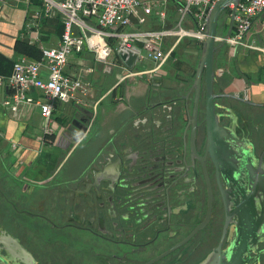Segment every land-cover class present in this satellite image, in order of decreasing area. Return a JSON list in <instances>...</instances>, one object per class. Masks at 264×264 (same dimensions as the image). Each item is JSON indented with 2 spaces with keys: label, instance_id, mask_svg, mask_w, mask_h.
Segmentation results:
<instances>
[{
  "label": "flooded vegetation",
  "instance_id": "flooded-vegetation-1",
  "mask_svg": "<svg viewBox=\"0 0 264 264\" xmlns=\"http://www.w3.org/2000/svg\"><path fill=\"white\" fill-rule=\"evenodd\" d=\"M263 39L256 35L258 44ZM218 45L215 122L207 117L205 73L195 114L198 63L181 62L167 68L172 83L147 92L143 108L111 129L67 180L27 188L0 160V264H209L245 237L251 245L242 264H264V64ZM115 68L109 72L120 78ZM83 107L79 116L90 121ZM94 125L83 134L89 146ZM60 129L43 131L42 142L54 143ZM64 132L68 145L79 135Z\"/></svg>",
  "mask_w": 264,
  "mask_h": 264
},
{
  "label": "built area",
  "instance_id": "built-area-1",
  "mask_svg": "<svg viewBox=\"0 0 264 264\" xmlns=\"http://www.w3.org/2000/svg\"><path fill=\"white\" fill-rule=\"evenodd\" d=\"M170 1L175 3L177 23L161 29H134L133 21L147 22L152 6L142 0H43V7L37 9L27 27L39 37V20L43 16L59 13L64 30L58 45L43 46L41 59L20 56L15 60L13 72L0 75V89L7 90L3 104L9 111L17 113L24 105L39 106L43 117V130L50 131L56 100L72 101L76 105H89L92 113L90 128L98 115V102H90L92 81L83 76H72L65 72L69 58L74 53L88 49L94 53L98 63L114 64L113 58L120 53L136 55V65L128 67L126 76H145L153 79L172 57L177 44L185 36L206 37L207 18L216 0H162L160 20L167 17ZM228 36H219L218 41L241 49H264L256 36L250 34L255 21L264 13V0H240L231 5ZM191 23L186 27L184 23ZM195 25L197 26L195 28ZM38 30V31H37ZM173 39V44H167ZM154 65L148 67L146 61ZM125 64V63H124ZM126 65V64H125ZM141 66V69H137ZM87 71L93 72L89 67ZM41 90L42 96H31V90ZM17 144L14 143L13 147Z\"/></svg>",
  "mask_w": 264,
  "mask_h": 264
},
{
  "label": "crops",
  "instance_id": "crops-1",
  "mask_svg": "<svg viewBox=\"0 0 264 264\" xmlns=\"http://www.w3.org/2000/svg\"><path fill=\"white\" fill-rule=\"evenodd\" d=\"M142 1L152 6V12L149 14L147 22L143 24L139 23L135 17L134 29H150L155 19L160 21L159 13L163 8L162 0ZM42 7L43 0H0V54L12 62L23 55L35 59L36 57L28 51L26 44L38 46L39 48L59 44L64 30L63 20L59 13L52 16H43L39 20V37L37 41H35L36 32L27 27V23L32 19L35 11ZM168 10V15L177 20L178 15L173 1H170ZM187 24L193 28L191 23L187 22ZM258 33L259 31L250 35L256 36ZM203 41L204 39L193 36L188 38L185 43L187 48L191 50L192 58L188 60L191 62V66L193 64L195 66L199 61ZM174 42L173 39L166 40L167 44H173ZM179 44L180 42L177 46ZM260 46L264 47V39L263 44ZM235 49L236 47L231 46L230 50ZM244 50V55L252 57L253 64H255L253 66L260 68L263 66L264 62L261 59L264 57V52H262L264 49H257L258 51ZM253 51L258 54V57H254L256 54ZM113 61L114 64L110 65L100 64L96 61L94 53L86 49L71 55L65 68V72L69 75L83 76L92 81L93 86L88 100L98 102V115L94 123V128L96 127L98 133L96 132L97 135L90 144L92 146L84 144L86 140H83L84 135L77 142L74 143L73 140L70 145L67 144L70 136L64 132L63 128L67 118L76 106L74 102L56 100L51 124L53 128L61 129L54 143L48 144L46 142L45 144L42 142L44 130L40 107L24 105L17 113H13L3 104V98L7 90L0 89V160L9 172L22 178L21 180L27 188L31 186L44 187L52 177L59 178V182H62L74 176L78 164L87 159L100 142L109 136L111 129L116 127L123 118L130 116L133 111L143 108L147 92L150 90L156 92L162 84L172 83L169 80L170 72L167 73V67L161 70L153 79L132 75L123 78V75L127 72L123 70V67L126 68L127 66L120 56L115 55ZM148 64L154 65L151 60L146 61V65ZM241 64V68L245 72L251 71V65H247L245 61ZM113 66L116 67L115 71L120 72V78L115 73L109 72ZM191 66L184 65L182 68L189 74L193 70ZM89 67H93L94 71H87ZM119 82L122 83L119 84ZM120 87L121 91L118 90ZM263 87L264 83L261 82L258 92H262ZM30 94L35 98H39L42 96V91L35 89L31 90ZM126 102L133 109L128 110L129 107L125 105ZM77 106L83 107L81 105ZM14 143L17 144L16 147H13ZM67 149L68 151L70 149V151L65 156ZM77 151H79V154L75 156ZM71 152H73L72 157H77V160L70 169L63 172L65 161Z\"/></svg>",
  "mask_w": 264,
  "mask_h": 264
},
{
  "label": "water",
  "instance_id": "water-1",
  "mask_svg": "<svg viewBox=\"0 0 264 264\" xmlns=\"http://www.w3.org/2000/svg\"><path fill=\"white\" fill-rule=\"evenodd\" d=\"M239 2L240 0H216L212 4L207 18L206 37L203 41V47L198 61L196 75L191 86V91L194 90L195 92V97H196L195 114H196L197 102L200 98V94L202 91L203 76L205 73L206 84H207V99H208L207 117L210 122H211L210 120L211 118H213L214 119L213 122H215L214 98L216 96L213 94L212 85L214 81L215 53L219 46L218 45L219 18L224 10L233 12L234 8H231L230 6L231 5L237 6ZM119 56L129 69H133L135 67L136 55L128 54V53H120ZM262 83H264V80ZM260 105L264 107V103H260ZM81 113H82V109L76 105L74 110L70 113V116L67 118V121L64 126L65 129L64 131H69L72 129L79 131V135L75 138L74 143L77 142L82 137V135L88 131V126L90 122L89 117L88 118L80 117L79 115ZM248 155L249 153L246 152V154L244 156H241V158L247 161ZM250 245L251 244L248 243L246 237L244 241L240 243V245L236 241H234L233 246H230L228 249L224 251L226 260L224 259L225 256L224 255L222 256L221 252L219 251L217 253H213V256L209 261V264H242L245 262L243 256L245 253L249 251Z\"/></svg>",
  "mask_w": 264,
  "mask_h": 264
},
{
  "label": "rangeland",
  "instance_id": "rangeland-1",
  "mask_svg": "<svg viewBox=\"0 0 264 264\" xmlns=\"http://www.w3.org/2000/svg\"><path fill=\"white\" fill-rule=\"evenodd\" d=\"M227 13L228 12L226 10H224L222 12L220 18H219V26H218V34H219V36L222 35V36L226 37L229 34V31H230L229 26L224 25V22L228 18ZM168 14H169V10H167V17L164 20H160L159 22H161L162 24H167L168 23V18H170ZM172 20L174 21L173 24L175 25L177 23V21H178V18H177V20H176V18L175 19L172 18ZM227 21H228V19H227ZM134 25H135V20L133 21V27H134ZM183 25L186 26V27H189V24H187V23H184ZM263 25H264V13L257 20V22H255V24L253 25V28L250 30V33H257L259 30H261ZM196 27L197 26L195 25V28ZM259 33L264 38V29H262ZM190 37H192V36H185L184 38H182V40L180 41V44L175 49V53L170 58L168 64L162 68V70H164L166 67L167 68H172L173 66L178 65L180 62H187L189 59L192 58L191 50H189L187 48V44H185L188 41V38H190ZM150 65L152 66V64H148V67H151ZM141 68H142L141 66H137V69H141ZM99 109H100V106H99ZM77 154H79V151H77L75 153V156H77ZM75 156L71 157L70 161H68L66 163L63 172H65L66 170H68V169H70L72 167V164H74L75 161L77 160V157H75Z\"/></svg>",
  "mask_w": 264,
  "mask_h": 264
},
{
  "label": "trees",
  "instance_id": "trees-1",
  "mask_svg": "<svg viewBox=\"0 0 264 264\" xmlns=\"http://www.w3.org/2000/svg\"><path fill=\"white\" fill-rule=\"evenodd\" d=\"M169 17L170 18H168V23L167 24H162L158 20H156V19L154 20L153 19L154 20L153 21L154 24L151 26L150 29H161V28H164V27H172V26H174V24H173L174 21L172 20L171 16H169ZM63 28H64V24H63ZM24 44H26V43H24ZM26 47H27L28 51H30L31 54L36 57L35 59H41V57H42V48H39L38 46H30L28 44H26ZM174 53H175V51H174ZM14 62H15V60L12 62V61L8 60L6 57H4L2 54H0V75L1 74L5 75V76L10 75V73H12Z\"/></svg>",
  "mask_w": 264,
  "mask_h": 264
}]
</instances>
